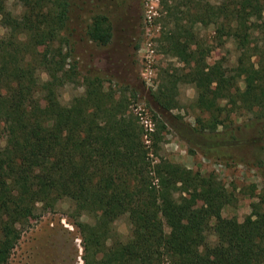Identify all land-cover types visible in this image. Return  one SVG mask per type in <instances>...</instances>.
<instances>
[{
	"label": "trees",
	"instance_id": "16d2710c",
	"mask_svg": "<svg viewBox=\"0 0 264 264\" xmlns=\"http://www.w3.org/2000/svg\"><path fill=\"white\" fill-rule=\"evenodd\" d=\"M17 1L22 11L14 15L7 0H0L6 31L0 38L5 139L0 148V264L9 262L30 219L54 211L64 200L74 206L83 264H264V201L254 204L242 222L224 218L219 197L225 188L215 175L154 159L179 82L194 84L197 107L210 115L202 124L207 132L190 127L203 138L198 149L205 157H222V149L240 142L235 133L225 132V139L211 134L223 111L221 101L264 119V66L239 59L227 74L222 65L208 62L210 50L195 31L213 26L220 40L245 36L251 19L263 16L264 0H207L196 7V0L180 1L187 20L171 21L161 42L187 71L168 76L167 85L152 94L161 117L152 131L126 114L135 93L129 98L107 90L100 76L79 73L72 54L73 0ZM171 3L159 2L160 17L180 10ZM84 34L96 46H108L109 18L94 15ZM30 35L45 36V50L35 49L26 40ZM79 77L84 92L63 105L60 89ZM210 87L214 91L206 92ZM247 143L257 140L245 137ZM189 196H196L199 206H192ZM92 208L101 209L106 220L80 221ZM121 217H127L130 228L125 241L112 228Z\"/></svg>",
	"mask_w": 264,
	"mask_h": 264
},
{
	"label": "rangeland",
	"instance_id": "374dc122",
	"mask_svg": "<svg viewBox=\"0 0 264 264\" xmlns=\"http://www.w3.org/2000/svg\"><path fill=\"white\" fill-rule=\"evenodd\" d=\"M73 1L75 6L70 15L71 28L74 29L72 54L79 73L81 76L88 73L98 75L107 90H116L129 98L135 93L126 114H133L140 122L143 119L153 122L154 129V120L159 115L152 94L167 85L168 76L177 77L187 71L176 57L165 51L161 42V33L172 28L171 21L187 20L181 0H168L180 6L170 18L158 15L161 11L159 2L167 0ZM205 1L196 0L194 7ZM7 9L14 15L22 11L17 0H7ZM97 14H105L111 22L112 39L106 47H98L84 36L86 26ZM247 26L245 36L223 37L222 40L214 33L213 26H197L195 31L210 50L208 62L222 65L229 75L239 59L245 64L264 66V14L251 19ZM5 33L0 24V38ZM26 40L39 51L45 50L48 42L45 36L35 35ZM239 87L243 89V84L239 83ZM207 91H214V87ZM83 92L79 77L78 81L60 89V102L67 105ZM197 92L192 83L177 84L175 104L164 117L169 125L161 134L154 159L162 164H181L194 172L215 175L225 188V193L219 197L224 203L222 216L242 222L252 213L254 204L264 201V119L260 120L256 113L234 108L227 99L221 101L223 111L216 130L211 134L220 139L225 132L235 133L242 143L232 149H222V157H205L198 149L203 138L190 131L193 127L199 132H207L202 124L210 118L208 112L197 107ZM245 137L256 138L257 144H245ZM4 144L0 127V148ZM189 201L192 206H199L196 196H189ZM75 220L74 206L66 200L61 201L54 211L31 218L7 264H83L82 241L79 230L73 225ZM79 220L93 224L105 221L106 217L101 209L92 208L84 211ZM112 228L123 241L129 236L127 217L113 221ZM213 240L210 235L209 241Z\"/></svg>",
	"mask_w": 264,
	"mask_h": 264
},
{
	"label": "built area",
	"instance_id": "2783aa9c",
	"mask_svg": "<svg viewBox=\"0 0 264 264\" xmlns=\"http://www.w3.org/2000/svg\"><path fill=\"white\" fill-rule=\"evenodd\" d=\"M141 123L143 124V126L145 127V129L149 130V131H152V122L149 121V120H141Z\"/></svg>",
	"mask_w": 264,
	"mask_h": 264
}]
</instances>
